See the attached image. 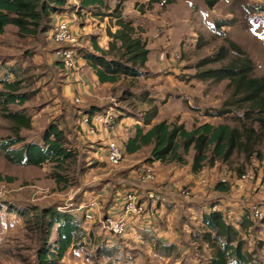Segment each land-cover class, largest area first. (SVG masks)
Here are the masks:
<instances>
[{"label":"rangeland","instance_id":"obj_1","mask_svg":"<svg viewBox=\"0 0 264 264\" xmlns=\"http://www.w3.org/2000/svg\"><path fill=\"white\" fill-rule=\"evenodd\" d=\"M161 1L155 0L151 4L134 0H107L110 7L120 3L123 10L131 5L132 9L140 11L137 13L141 16L139 18L146 15L142 19L155 20L158 25L153 26L147 37H152L157 42L150 58L154 69L144 67L143 76L125 77L115 85L112 92L115 99L106 107L113 104L119 117L131 116L142 121V117L156 106L160 120L184 124L188 129L205 121L215 125L230 124L255 140V149L260 155L255 151L250 158H246L244 153L238 150L228 162L218 160L215 170L211 169L214 165H207V171L213 172L215 184L227 179L226 184L237 189L241 175L247 171L254 175V179L247 181L245 186L254 182L257 187L264 177V125L258 120L259 117H264V111L260 114L257 109L252 110V102L242 100L243 94L235 92V86L230 79H200L198 74L208 69L236 64L238 67H249V77H264V0H215L213 6H210L207 0H171L164 5ZM76 10L72 7L68 12ZM104 15H107L106 12ZM219 21L227 23L219 27ZM163 23L173 24L174 30H167L160 37L158 29ZM146 29L142 27L144 33L150 31ZM165 45L166 51H160V60L171 64L157 72L156 68L160 65L156 48L160 49ZM60 47L48 32L36 36L24 35L13 24L8 25L5 32L0 34V80H22L20 91L31 93L30 100L24 106L14 103L9 104L8 109L17 111L25 107L28 116L39 117L34 119L31 128L22 127L19 134L28 140L39 139L42 126L47 124L45 117H60L58 120L61 126L70 135L68 146L80 153L75 161L70 162L67 169L62 170L68 182L57 184L52 177L55 170L53 163L43 166L18 165L7 159L0 148V173L4 178L0 180V264H40L38 254L46 241L45 231L38 224L40 210L54 206L59 211L68 210L77 217H85L89 209L87 205L91 200L87 199L90 196L89 190H95L97 196L105 202L108 198L100 191L105 188V181H93L105 177L101 175L108 172L109 176L114 177L117 175L115 168L124 161L118 165L109 163L104 169L92 171V160L88 157L90 152L87 150L84 153V150L81 151L77 147L78 126L66 119L64 105L54 107L56 103L61 102L79 105L74 101L76 93L72 91V85L65 82L61 87L54 79L55 62L51 56L56 55ZM221 47H225L227 51L224 58L202 63L208 57H214ZM51 48L56 49L52 54L48 53ZM176 55H179V58H176ZM2 87L3 83L0 82V89ZM15 124L3 116L0 105V142L6 137L16 135ZM100 131L109 133L103 127L98 128V132ZM100 140L102 152H105L107 140L103 135ZM181 153L185 159H192V153L187 155L183 149ZM173 164L180 165L178 162ZM137 176L140 179L139 169ZM13 179L17 182L14 183ZM149 183L153 182L143 184ZM109 187H112L111 181ZM188 187L184 185L181 192L187 194ZM256 192L261 191L256 189ZM124 193L125 189H119L116 202L114 194L111 196L114 203L109 207V214H117ZM104 201H101L100 209L92 210L94 218L83 222L86 234L76 241V245L67 251L58 264H208L210 250L207 244L197 239V219L191 226L192 234L196 232L193 234V241L187 240L189 244L184 242L186 251L190 246L187 252L173 247L168 257L155 258L148 252L131 251V246H126L122 237L133 228V219L127 223L123 235H113L112 238L118 239L119 243L110 250L105 244L106 237L110 238V234L100 225L97 227L99 220L107 215ZM215 202L218 203V198L210 200L211 207ZM238 229L246 242L245 249L264 264V225L256 222L248 228L249 230L242 229L241 226ZM57 237V228H54L50 238L51 245L55 244ZM150 242L152 248L158 246L154 240ZM157 248L161 251L159 246ZM126 259L129 261H125Z\"/></svg>","mask_w":264,"mask_h":264},{"label":"trees","instance_id":"obj_2","mask_svg":"<svg viewBox=\"0 0 264 264\" xmlns=\"http://www.w3.org/2000/svg\"><path fill=\"white\" fill-rule=\"evenodd\" d=\"M155 1V0H153ZM149 2L152 4L153 2ZM168 2L171 0H167ZM210 6L215 0H207ZM105 0H78L80 8L92 5H104ZM72 4V0H0V34L5 32L8 25L18 27L24 35L36 36L42 32H49L54 27L56 19L53 15L61 14L66 7ZM112 15L117 18L120 26L116 32L109 31L113 37L111 49L115 48V41H120L118 57L107 59L104 50L96 47L102 55L86 53V57L92 62L93 68L101 82L117 81L121 75L138 77L144 75L148 60L149 48L147 41L142 36H135L136 28L133 21L122 16V5L118 3L112 10ZM227 22L219 21L217 26L221 27ZM227 54L226 48L221 47L214 57H208L202 63L221 60ZM200 79H230L235 86L236 93H242V100L250 101L252 110L264 111V77H249V67H238L232 64L216 69H208L198 74ZM3 83L0 89V105L3 116L15 124L16 135L6 137L0 142V148L5 157L17 164L42 166L45 163H53L55 170L52 177L57 184L67 183L68 179L62 174V170L68 168L70 162L75 161L78 151L68 146L69 139L66 132L57 119H52L42 135V142L27 141L19 134L22 127L30 128L31 119L25 112V107L17 111H9L8 105L17 103L24 106L31 98V93L20 91L22 80H0ZM104 108L96 106L86 109V113L93 114ZM158 109L152 108L144 117L145 123H150L157 116ZM264 125V117L258 119ZM140 137L130 139L127 145L129 152L137 150L135 142ZM133 142V144H132ZM142 144L153 143L147 162L159 160L163 163H184L185 154H192V171L200 172L205 166H213L220 160L228 162L238 150L250 158L256 151L255 140L250 135L245 136L239 129L230 124H212L205 122L196 125L189 130L184 124L162 120L155 124L143 137ZM22 143L21 147H15ZM131 143V144H130ZM6 178V177H5ZM0 179H4L0 173ZM215 188L220 191L229 190L230 186L218 181ZM39 227L45 231V244L38 254L40 264H58L67 251L76 245V241L86 234L84 223L86 218L77 217L72 211H59L56 207H44L40 210ZM203 231L198 232L197 239L207 244L210 255L208 264H262L253 253L245 249V240L241 237V231L227 220L224 213L219 210H210L203 214ZM84 222V223H83ZM264 222V220H263ZM252 221L247 217L241 223L242 229L252 226ZM54 228H57L58 237L54 245L50 244V238Z\"/></svg>","mask_w":264,"mask_h":264},{"label":"crops","instance_id":"obj_3","mask_svg":"<svg viewBox=\"0 0 264 264\" xmlns=\"http://www.w3.org/2000/svg\"><path fill=\"white\" fill-rule=\"evenodd\" d=\"M134 1L149 2L150 0ZM129 2H131V0H129ZM110 6L111 5L107 3V0H105L104 5L101 6L92 5L87 8H80L78 5V0H72V4L67 6L65 11H63L61 14L53 15V18L56 20L61 18L67 19L73 32L80 36V50L76 61L77 68L74 71L69 72L63 68L58 53L51 56V59L55 62L54 79L61 87L65 85V82L72 85V91L76 93L75 98L80 99V102L75 103L79 105L61 102L56 103L54 107L59 108L60 106L64 105V108H66V119H70L72 124L78 126L76 131V140L78 142L77 147L81 151L84 150V153H86L85 151L87 150L90 152L88 157L92 160V171L94 169H104L110 165L107 159V148H105V152H102V144L100 140L102 135L106 140H108L109 135L107 132L103 131H100L97 134H89L86 127L80 123L81 115L85 114L86 109L92 106L105 108L108 103L115 99V96L112 94V92H114L115 85L119 84L125 77H141L121 75L117 81L101 82L96 70L93 68L92 62L85 55L86 53L102 55V52L96 47V45H98L104 50V56L107 59L118 57L117 55L119 54L121 42L115 41L116 46L115 48L111 49L110 44L111 41H113V37L109 35V31L116 32L120 26L117 24V18L112 15V10L116 5L114 7ZM72 7L77 9L76 12H68L69 8ZM105 12L107 15H104ZM137 13H140V11L132 9L131 5L129 7H125L124 10L122 9V16L133 21V26L136 28L135 36L141 35L142 38L147 41V47L149 48L150 52L145 67L153 68L151 66L150 58L153 46L157 42L154 40V38L147 37H149L148 34L149 32H152L154 28L153 26L157 24V21L142 19L145 18L146 15H144L142 18H139L141 16L137 15ZM142 27L145 29L147 28L150 31L146 29L147 32L144 33ZM158 30H160L158 34H160V37H162L161 35H163V33L167 30L173 32L174 27L171 23H163ZM48 34L50 35V31ZM156 49L158 52L157 61L158 65H160L159 68H156V71L158 72L160 69L162 70L165 68L167 64L171 63L160 60V51H166V45L163 48ZM53 50L56 49L51 48L48 50V53L52 54ZM144 117H142L141 121L140 119H133L131 116H120L119 123L113 130V136L124 148L125 159L120 166L115 168L117 171L115 174L117 173V175L112 177L109 176L108 172L101 175H104L105 177H100L93 181V183H97L98 181H105L106 183L105 188H102L100 191L106 194L105 196H108L106 202L103 199L104 206L107 208V213H109V207H111V205L114 203V199H117L119 189L123 188L125 189V192L131 190L144 191V189H154L161 193L162 202L159 205V210L157 212L158 215L155 216L152 221H135L133 228L123 235L122 238L124 239H122V242H126V246H131V251H139L142 253L148 252L152 257L158 258L161 256L162 258H165L168 257L170 250L173 247H178L179 249L185 250L186 247L184 246V242H188L187 240L189 239H192L193 241V234H196V232L192 234L193 229L191 228V226L195 223V219H197L196 222L199 224V228H196L197 232H201V230L203 231L202 218L204 212L209 211L211 208V205L209 204L211 199L218 198V203L215 202L214 204L218 206L219 211L224 213L229 222L232 221L231 223L236 228H239L242 221L248 217V214H245L247 213L249 204L258 202L264 209V191L256 192V184L254 182L246 184L244 190H239L237 187L233 186L227 191H220L215 188L216 179H213L212 177L213 172H208L206 166L198 173L192 171V159L189 160L184 158V163H180V165H174L173 162L163 163L159 160L147 162L146 159L150 156L153 143L151 142L148 144H142L141 137H143V135H145L155 124L162 120L155 116L151 122L147 124L144 122ZM38 118L39 117H30L31 127L34 123V119ZM59 118L60 117L56 119L58 120ZM45 119L47 120V124L42 126L40 138L33 140L27 139V141L42 142V135L48 125V122L55 118L45 117ZM58 121L61 125L60 120ZM61 128L65 130L63 126H61ZM137 132L140 133V137L138 135V138L134 143L137 150L134 152H129L127 150V145L129 144L130 139L137 137ZM66 135L68 138L70 137L68 133H66ZM19 144H16L15 147L22 146V143ZM190 153L193 154V152ZM79 154L80 153L78 151L77 158L79 157ZM103 155H105V159H103ZM144 162L150 163L156 170L157 179L153 183L143 184L137 176L138 169L141 163ZM217 163L218 162H216L211 169L215 170ZM18 165L27 166L25 164ZM6 178L9 179L10 177ZM110 178H112V180H110ZM110 181L112 182V187H109ZM13 182L15 183L17 180L13 179ZM184 185L189 186L187 188V194H183L181 192V188ZM89 191L90 196L87 199L97 197L95 190ZM106 191L108 193H105ZM113 194L114 199L111 197ZM211 203H213V201ZM98 226L99 224H97V227ZM92 230V232H94V229ZM110 236V238L106 237L107 243H105L109 249L113 248V246L119 243L118 239L112 238L114 237L113 235L110 234ZM153 240L156 245L158 244L161 251L158 250V246H155V248L151 247L150 241ZM188 249H190V246L187 247V251ZM165 251L167 252L165 253ZM187 251L185 250V252ZM204 251L206 252L205 247ZM125 261L129 260L126 259Z\"/></svg>","mask_w":264,"mask_h":264},{"label":"built area","instance_id":"obj_4","mask_svg":"<svg viewBox=\"0 0 264 264\" xmlns=\"http://www.w3.org/2000/svg\"><path fill=\"white\" fill-rule=\"evenodd\" d=\"M165 3H167V0L161 1L162 5ZM50 36L56 43L61 45L58 50V55L63 68L69 72L74 71L77 68L76 61L80 50V36L73 32L68 20L64 18L55 20L54 27L50 31ZM175 57L179 58V55ZM75 102H80V99L75 98ZM119 118L113 104L93 114L85 113L81 115L80 123L86 127L89 134H97L99 127H103L109 131L106 148L107 159L111 165H118L125 157L124 148L112 134V131L119 123ZM139 175L141 183L154 182L157 178L154 166L149 163L140 165ZM253 179L254 175L246 171L239 179L238 188L244 190L246 187L245 183ZM220 181L226 183L227 179H222ZM256 189L257 191H264V177L259 181ZM102 200L100 196H97L89 201L87 205L89 209L85 213V217L88 221L94 218V213H91L92 210L94 208H101ZM161 202V193L154 189L127 191L123 194V200L117 209V214L114 213L111 215L107 213V215L99 220L100 222H98V224L111 235L121 236L126 232V225L130 219H133V222L152 221L158 212L157 210ZM210 210L219 209L218 206L214 204ZM247 213L248 218L253 223L252 226H254L256 222L264 224V209L261 204L255 202L249 204Z\"/></svg>","mask_w":264,"mask_h":264}]
</instances>
